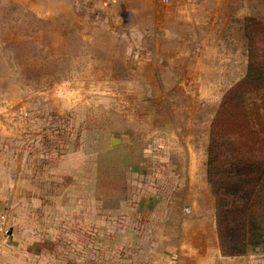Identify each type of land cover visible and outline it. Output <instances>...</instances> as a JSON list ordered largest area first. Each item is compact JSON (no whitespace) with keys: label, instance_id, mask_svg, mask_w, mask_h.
<instances>
[{"label":"rangeland","instance_id":"1","mask_svg":"<svg viewBox=\"0 0 264 264\" xmlns=\"http://www.w3.org/2000/svg\"><path fill=\"white\" fill-rule=\"evenodd\" d=\"M2 1L0 203L10 206L16 223L27 220L24 229L36 236L28 244L54 241L57 249L51 257L57 264H131L129 246L128 253L118 252L114 200L126 201L129 193L123 188L130 181L136 182L139 196L151 195L147 183L176 181L178 169L173 167L192 165L198 169L192 176L201 180L197 190L188 187L180 193L169 186L159 196L183 202L200 199L197 213L213 214L222 251L231 234L233 250L264 254L259 237L264 233V181L255 205V222L261 226L257 236L249 232L250 224L240 229L236 210V205L249 207L254 186L250 176L256 172L241 169L239 162L263 158L264 137L256 140L246 132L241 146L231 144L235 134L230 142L222 137L211 142L224 95L246 75L254 36L248 20L264 22V0H218L220 21L227 25H219L224 52L212 67L232 71L247 54L244 73H183L174 47L165 44V30L154 31L149 44L138 45L136 31H73L65 14L40 18L19 4ZM146 33L138 31L143 40ZM186 65L195 67L194 62ZM209 65L201 62L202 67ZM177 69L181 73H173ZM249 104L252 109L263 107L264 90L252 94ZM113 138L126 146L114 150ZM152 171L156 175L145 176ZM115 186L123 190L111 192ZM89 196L104 199L110 213L100 224L105 237L98 238V232L94 238L83 236L86 226L81 220L88 212L83 199ZM251 211L248 222H253ZM91 225L99 230L98 222ZM44 244L51 247L50 242ZM89 244L95 250L101 245L105 252L83 254Z\"/></svg>","mask_w":264,"mask_h":264},{"label":"crops","instance_id":"2","mask_svg":"<svg viewBox=\"0 0 264 264\" xmlns=\"http://www.w3.org/2000/svg\"><path fill=\"white\" fill-rule=\"evenodd\" d=\"M2 2L4 5L19 4L45 19H54L58 15L65 14L72 23L70 29L73 31L103 30L111 33L120 30L136 31L134 38L135 44L138 45L149 44L156 30L168 31L165 44L174 47L175 58L183 62L181 63L183 73H244V65L248 61V55L246 54L245 57L243 54L241 66H239L240 61L237 60V66L232 71H221L217 64L212 67V63L219 60L220 56H223L221 53L224 52L220 49V44L224 41L219 36V25L225 24L224 27L227 25L226 21H220L218 0H3ZM207 2L209 5H205ZM139 30L147 31L146 40H143L144 35L140 38ZM132 41L133 38L130 42L133 43ZM205 46H208V50ZM193 62L195 63L193 69L186 65ZM201 62L206 64L210 62V65L202 67ZM173 73L181 72L174 70ZM120 142L122 145L118 142L114 150L123 148L127 144ZM167 168L169 172L172 169L170 166ZM173 168L178 169V180H165V182L160 181L161 183L152 181L146 184L147 191L150 190L153 194L139 196L136 182L130 181L127 183L128 187L123 188L129 193L126 201L119 198L114 200L111 207L118 215L114 218L116 220L114 235L120 239L117 245L118 252L122 255L123 252L128 253L127 246H129L131 264H264V254L260 253L252 252L244 256L224 255L216 234L213 214L197 213L196 207L199 201L196 200H200L197 197L188 202L184 199L183 202L181 198L159 196L169 186L181 193L188 187L196 189L201 184V180L192 176L198 171L192 165ZM153 171L145 173V176L156 175L157 172ZM164 172L167 170L162 171ZM197 184L199 185L196 186ZM96 189L102 188L96 185ZM123 189L115 186L110 191L121 192L120 190ZM103 200L91 196L83 199L88 212H84L81 221L85 224L83 226H86L83 236L88 239L96 237L95 232H98V238L106 236L101 231L100 224L101 221L107 220V215L110 213L107 214ZM94 206L95 211L99 213L94 212ZM0 209L7 213L12 232V238L8 242L0 241V262L57 264L58 260L51 257L57 249L54 241L52 242L50 238L49 241H45L51 243L50 248L39 239L28 244V240L36 236L28 231L29 229H24L23 226H26L24 222L27 220L16 223L14 217L12 218L14 212L10 211V206L5 202L0 203ZM95 222L99 224V230L96 231L91 228L93 226L91 224ZM96 248L97 250L89 244L88 247L83 248L82 253L91 255L94 252H105V247L101 245ZM88 259L91 260V257ZM97 264H101L100 260Z\"/></svg>","mask_w":264,"mask_h":264},{"label":"trees","instance_id":"3","mask_svg":"<svg viewBox=\"0 0 264 264\" xmlns=\"http://www.w3.org/2000/svg\"><path fill=\"white\" fill-rule=\"evenodd\" d=\"M248 28L250 33L254 36H250V48H249V61L246 75L237 82L227 93L224 95L221 104L218 108L216 117L212 123V136L211 142L224 139L225 142H230L234 145L243 144V135L246 132L256 135V140L264 137V106L258 108H251L250 99L252 94H257L264 90V22L256 21L255 19H249ZM263 36L262 39H259ZM260 128V129H258ZM258 130V131H257ZM236 140V141H235ZM255 140V141H256ZM212 144L209 147V151L212 154L215 152V147ZM241 169L255 170V174L251 175V181L254 182V186L251 187V191L248 195L250 200L249 207L236 205L237 212L240 213L239 226L240 229L245 228L246 224L252 226L249 232H253L254 235H258L257 230L261 232V226L257 225L254 214L257 211L255 208L256 203H260L261 183L264 181V157L257 159V161H244L239 162ZM252 210V211H251ZM253 215L250 220L247 221L246 216ZM243 213V215H242ZM243 230V229H242ZM248 230H244L242 234H245ZM227 233V232H226ZM228 244L223 245V251L228 256H242L246 255L249 251L246 249L233 250V241H231L232 235ZM260 241L264 242V233L259 234Z\"/></svg>","mask_w":264,"mask_h":264},{"label":"built area","instance_id":"4","mask_svg":"<svg viewBox=\"0 0 264 264\" xmlns=\"http://www.w3.org/2000/svg\"><path fill=\"white\" fill-rule=\"evenodd\" d=\"M12 238L7 213L0 209V241L8 242Z\"/></svg>","mask_w":264,"mask_h":264},{"label":"water","instance_id":"5","mask_svg":"<svg viewBox=\"0 0 264 264\" xmlns=\"http://www.w3.org/2000/svg\"><path fill=\"white\" fill-rule=\"evenodd\" d=\"M119 142V140L118 139H113V141H112V144H116V143H118Z\"/></svg>","mask_w":264,"mask_h":264}]
</instances>
